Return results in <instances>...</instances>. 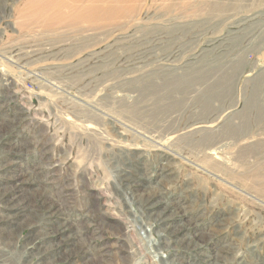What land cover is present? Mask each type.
Listing matches in <instances>:
<instances>
[{"label": "rangeland", "instance_id": "374dc122", "mask_svg": "<svg viewBox=\"0 0 264 264\" xmlns=\"http://www.w3.org/2000/svg\"><path fill=\"white\" fill-rule=\"evenodd\" d=\"M0 187V264H264V0H0Z\"/></svg>", "mask_w": 264, "mask_h": 264}, {"label": "bare ground", "instance_id": "6f19581e", "mask_svg": "<svg viewBox=\"0 0 264 264\" xmlns=\"http://www.w3.org/2000/svg\"><path fill=\"white\" fill-rule=\"evenodd\" d=\"M187 5V4H186ZM213 165H215V167L217 168V169H220L221 167L224 169V167L222 166V165H220V164H218V163H214ZM225 170V169H224ZM223 170V171H224ZM1 188V187H0ZM11 193H12V196L8 193V194H3L2 195V200L5 202V204H12V202L13 203H15V201L14 200H16V201H18V202H20V203H22L23 204V206H21V212L22 211H25V210H27V209H29V203L28 204H25V201H27V200H29V197H24V199H22L21 200V197H19L18 195H16L15 194V192H13V190H11L10 191ZM148 207V206H147ZM13 210H15V209H13ZM138 211L140 212V214H142L143 216H145V217H148V218H151L152 217V215H153V211L151 210V209H148V208H143V206H140V208L138 209ZM21 212H16V211H14V213H10L9 215H15V216H18L19 214L18 213H21ZM6 219H7V217H6ZM24 218H22V219H8V220H10L11 222H15V221H17V223L18 224H20L21 225V222H22V220H23ZM167 234V233H166ZM165 236V235H164ZM166 237V236H165ZM171 239V238H170ZM175 240V239H174ZM163 241H165V240H162V241H160L156 246H157V248L160 250H164L165 249V244H164V242ZM176 242V241H175ZM166 245H167V243H166ZM164 264H176L175 262H168V263H164Z\"/></svg>", "mask_w": 264, "mask_h": 264}]
</instances>
